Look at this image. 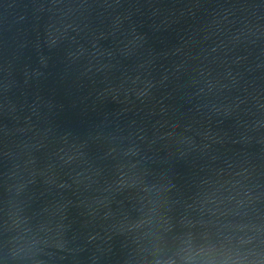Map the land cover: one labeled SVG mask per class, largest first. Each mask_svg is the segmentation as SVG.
Segmentation results:
<instances>
[{
  "label": "water",
  "instance_id": "water-1",
  "mask_svg": "<svg viewBox=\"0 0 264 264\" xmlns=\"http://www.w3.org/2000/svg\"><path fill=\"white\" fill-rule=\"evenodd\" d=\"M0 264H264V0H0Z\"/></svg>",
  "mask_w": 264,
  "mask_h": 264
}]
</instances>
